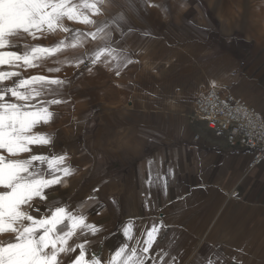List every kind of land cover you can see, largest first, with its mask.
I'll list each match as a JSON object with an SVG mask.
<instances>
[{
	"label": "crops",
	"instance_id": "obj_1",
	"mask_svg": "<svg viewBox=\"0 0 264 264\" xmlns=\"http://www.w3.org/2000/svg\"><path fill=\"white\" fill-rule=\"evenodd\" d=\"M153 2L162 7L141 6L133 20L136 34L127 47L140 64L155 69L157 74H149L152 80L162 78L161 96L193 104L215 80L221 92L242 99L264 118V45L252 42L239 29L235 32L224 21L234 18L232 0ZM68 23L87 30L84 25ZM64 35L57 33L34 43L51 45ZM92 46L90 41L88 47ZM27 74L71 81L65 98L69 111L65 112L72 115L75 108L69 106L74 100L88 103V74L98 81L119 78L102 67L91 73L65 66L60 73L32 69ZM78 83L83 85L74 90ZM54 110L58 113L55 123L38 129L54 130V145L37 151L59 148L69 156L75 171L65 178L66 185L49 190V198L82 203L89 222L102 226L97 236L90 237L99 243L89 251L102 249L107 258L122 243H133L122 235L128 220L134 222L135 234L162 218L168 227L158 241L163 244L166 237L174 238L182 250L180 264H202V258L213 250L230 257L237 255L233 249L241 247L246 253L240 257L244 264H264V163L248 168L254 150L230 149L224 135L207 132L189 117V123H172L171 137L157 140L146 156L125 157L124 169L111 165L118 160L122 163V156L109 154L105 159L110 165L102 168L95 165L102 154H88L74 144L76 123L63 121L62 104ZM90 193L98 197V203L86 199Z\"/></svg>",
	"mask_w": 264,
	"mask_h": 264
},
{
	"label": "snow or ice",
	"instance_id": "obj_2",
	"mask_svg": "<svg viewBox=\"0 0 264 264\" xmlns=\"http://www.w3.org/2000/svg\"><path fill=\"white\" fill-rule=\"evenodd\" d=\"M141 6L162 7L153 0H0V264H180L174 238L158 241L168 227L162 218L135 234L128 220L122 235L133 243H122L107 258L102 249L89 251L99 243L90 237L102 226L89 222L82 203L49 198V190L66 185L75 171L69 156L59 148L37 151L54 145L55 131L38 129L55 123L54 106L66 103L71 81L29 70L60 73L71 66L91 73L102 67L120 77L139 63L127 44ZM57 33L65 35L51 45L34 43ZM210 86L215 89L216 81ZM86 199L98 203L91 193ZM233 252L213 250L202 264H244V249Z\"/></svg>",
	"mask_w": 264,
	"mask_h": 264
},
{
	"label": "rangeland",
	"instance_id": "obj_3",
	"mask_svg": "<svg viewBox=\"0 0 264 264\" xmlns=\"http://www.w3.org/2000/svg\"><path fill=\"white\" fill-rule=\"evenodd\" d=\"M230 7L234 18L224 20L227 25L235 32L239 29L252 37V42L264 45V0H232ZM138 64L130 65L119 78L105 81L95 80L93 74H88V84H85L90 93L88 103L74 100L69 106L75 108L73 115L65 112L69 111V103L62 104L63 121L76 123L72 135L74 144L88 154H102V159L95 164L102 168L109 167L105 159L109 154L122 156V163L118 160L111 165L120 164L124 169L125 157L146 156L157 140L171 137L172 123H189V117H193L197 99L187 105L177 97L163 98L162 78L152 80L149 74H157L155 69L146 66L147 63ZM82 85L78 83L73 89L80 90Z\"/></svg>",
	"mask_w": 264,
	"mask_h": 264
},
{
	"label": "built area",
	"instance_id": "obj_4",
	"mask_svg": "<svg viewBox=\"0 0 264 264\" xmlns=\"http://www.w3.org/2000/svg\"><path fill=\"white\" fill-rule=\"evenodd\" d=\"M193 118L201 122L207 132L224 135L230 149L254 150L249 169L264 163L263 115L242 99L209 85L195 102Z\"/></svg>",
	"mask_w": 264,
	"mask_h": 264
},
{
	"label": "bare ground",
	"instance_id": "obj_5",
	"mask_svg": "<svg viewBox=\"0 0 264 264\" xmlns=\"http://www.w3.org/2000/svg\"><path fill=\"white\" fill-rule=\"evenodd\" d=\"M200 85H201V84H200ZM196 122H197V121H196ZM198 122H199V121H198ZM196 124H197V123H196ZM196 124H195V125H196ZM199 124H200L201 126H204L201 122H200ZM199 124H198V125H199Z\"/></svg>",
	"mask_w": 264,
	"mask_h": 264
}]
</instances>
